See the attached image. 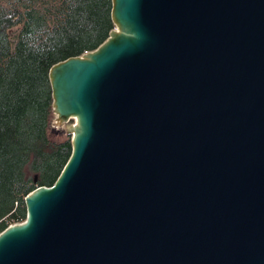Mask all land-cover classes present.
<instances>
[{"label": "water", "instance_id": "water-1", "mask_svg": "<svg viewBox=\"0 0 264 264\" xmlns=\"http://www.w3.org/2000/svg\"><path fill=\"white\" fill-rule=\"evenodd\" d=\"M50 70L72 138L0 264H264V0H112Z\"/></svg>", "mask_w": 264, "mask_h": 264}, {"label": "trees", "instance_id": "trees-1", "mask_svg": "<svg viewBox=\"0 0 264 264\" xmlns=\"http://www.w3.org/2000/svg\"><path fill=\"white\" fill-rule=\"evenodd\" d=\"M112 0H0V234L52 187L72 138L54 140L51 68L96 50L115 29Z\"/></svg>", "mask_w": 264, "mask_h": 264}, {"label": "rangeland", "instance_id": "rangeland-1", "mask_svg": "<svg viewBox=\"0 0 264 264\" xmlns=\"http://www.w3.org/2000/svg\"><path fill=\"white\" fill-rule=\"evenodd\" d=\"M50 129H51V135H52L53 139L56 141L61 140V139H65V136H67L66 132L62 129L54 128L51 125H50Z\"/></svg>", "mask_w": 264, "mask_h": 264}]
</instances>
